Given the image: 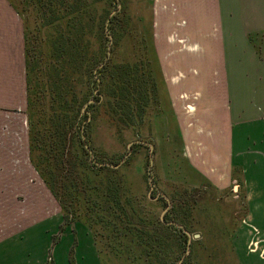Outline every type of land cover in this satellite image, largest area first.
I'll return each instance as SVG.
<instances>
[{"label": "trees", "instance_id": "obj_1", "mask_svg": "<svg viewBox=\"0 0 264 264\" xmlns=\"http://www.w3.org/2000/svg\"><path fill=\"white\" fill-rule=\"evenodd\" d=\"M9 1L25 14V39L36 31L35 48L25 46L26 112L31 162L62 208L53 243L78 222L90 231L100 264L109 257L118 264H176L200 239L189 242L185 228L169 223L182 218L171 208L166 222L155 218L132 188L129 166L139 142L121 163L123 156L106 154L97 134L100 125L108 139L127 144L139 126L171 110L152 19L123 1L118 8V0ZM98 234L107 242L103 249ZM76 244L75 237L69 264H77ZM193 255L191 247L181 264L198 261ZM54 263L50 247L47 264Z\"/></svg>", "mask_w": 264, "mask_h": 264}, {"label": "rangeland", "instance_id": "obj_2", "mask_svg": "<svg viewBox=\"0 0 264 264\" xmlns=\"http://www.w3.org/2000/svg\"><path fill=\"white\" fill-rule=\"evenodd\" d=\"M121 1L126 2L134 14L152 19L156 49L171 110L156 115V122L148 120L143 126H139L135 137L127 144L108 139L105 130L99 125L97 134L105 153L114 154L116 157L123 156V163L132 153L129 144L139 142L138 152L129 166L132 188L141 201L145 200V205L150 207L155 218L160 217L166 222L163 215L170 208L173 215L182 216L181 219L171 217L169 223L185 228L186 233L192 236L189 242L195 239V233L200 234L197 237L200 241H194L191 246L190 243L187 244L186 251L176 264L182 263L184 257L190 253L191 247L194 250L192 260L219 258L223 253L218 249L223 246L222 236H229L235 230L234 239L239 242L238 249L244 261L247 264L251 263L250 260L253 264H264V231L255 234L250 227L252 217H247V196L243 195L244 188L238 181L233 182L231 179V99L227 89L229 84L216 82V76L212 83L194 82V76L200 73L201 67L192 66L193 62L185 63L186 60L182 56L184 51H194V42L189 37L193 30L195 32L194 27L205 28L211 33L216 31L215 12L213 18L200 19V4L203 3L200 0H118V8L121 7ZM217 3L218 0H214L213 10ZM12 7L19 13L24 24L23 11L20 10V13L19 9L13 5ZM202 7L205 8L204 3ZM115 11L116 9H113L112 14ZM190 17L194 18L193 24L195 21L199 24L190 27ZM107 34L111 38L109 31ZM29 37L25 39L24 29V46L34 49L36 31L31 32ZM110 47L111 41L107 43V48ZM221 101L224 107L221 106ZM85 108L86 105L83 109ZM93 112L91 109L87 110L90 115ZM210 120L213 123L207 124ZM215 132L219 135L221 145L208 146L214 154L211 157V154H206V143H209V139L210 142L214 141ZM219 148L223 149L221 155H217ZM92 158L93 154H90L89 159ZM40 183L38 192L9 196L14 198V209H0V241L14 232L61 212L60 204L45 182ZM159 196L164 200L158 199ZM80 226L83 225L73 222L68 229L77 232ZM94 231L97 235L96 227ZM55 233H58V229ZM67 233L61 232L59 238ZM86 233L88 239L93 242L87 228ZM97 239L100 249H103L104 243L107 242L102 241L99 234ZM53 252L54 249L52 254ZM103 253L107 255V252ZM224 257L233 256L226 253ZM85 258L83 255L81 261H85ZM109 258L106 264H118Z\"/></svg>", "mask_w": 264, "mask_h": 264}, {"label": "crops", "instance_id": "obj_3", "mask_svg": "<svg viewBox=\"0 0 264 264\" xmlns=\"http://www.w3.org/2000/svg\"><path fill=\"white\" fill-rule=\"evenodd\" d=\"M200 1L205 8L200 2L199 18H213L215 12L216 31L212 34L205 28L194 27L195 32L189 35L194 51H184L182 56L185 63L201 67L194 82L212 83L216 76V82L229 84L231 179L244 188L247 217H252L250 227L258 234L264 231V0H218L215 11L214 0ZM193 22L190 17V27L199 24ZM220 104L224 107L222 101ZM26 111L24 24L10 2L0 0V209L3 210L14 209V198L9 196L38 192L43 182L31 162ZM211 123L212 120L207 124ZM214 135L212 142L206 137L209 139L206 154L211 157L214 154L208 146L221 145L217 132ZM222 150L219 148L217 155ZM62 221L61 210L4 238L0 241V264H47L50 247L54 249V264H69L75 237L76 263L100 264L85 226L76 232L68 229L72 223L69 224L62 231L68 233L53 243L52 237ZM234 234L222 236L223 246L218 249L223 253L220 256L219 252V258H198L191 264H247ZM226 253L233 257H224ZM83 255L85 261H81Z\"/></svg>", "mask_w": 264, "mask_h": 264}, {"label": "water", "instance_id": "obj_4", "mask_svg": "<svg viewBox=\"0 0 264 264\" xmlns=\"http://www.w3.org/2000/svg\"><path fill=\"white\" fill-rule=\"evenodd\" d=\"M129 146H131V143L129 144ZM109 165H111V164H109ZM111 166H115V165H111ZM116 166H118V165H116ZM187 233H188V232H187ZM188 235H189V241H190V239H191L192 236H191L189 233H188ZM199 236H200L199 233H195V234H194V237H195V238H197V237H199ZM188 251H189V249H188Z\"/></svg>", "mask_w": 264, "mask_h": 264}]
</instances>
